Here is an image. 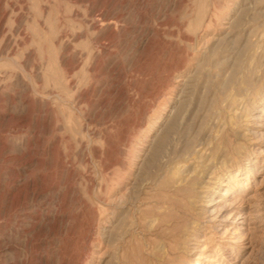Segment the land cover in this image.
<instances>
[{"label": "rangeland", "instance_id": "1", "mask_svg": "<svg viewBox=\"0 0 264 264\" xmlns=\"http://www.w3.org/2000/svg\"><path fill=\"white\" fill-rule=\"evenodd\" d=\"M229 1L0 0V264H264V36L224 65ZM208 138L243 173L206 208L173 170Z\"/></svg>", "mask_w": 264, "mask_h": 264}, {"label": "bare ground", "instance_id": "2", "mask_svg": "<svg viewBox=\"0 0 264 264\" xmlns=\"http://www.w3.org/2000/svg\"><path fill=\"white\" fill-rule=\"evenodd\" d=\"M229 1V0H228ZM229 2H232V6L234 7L235 9V13L233 15H235V18L232 22H229V27L227 28V35L226 37L223 39V44L226 45V48L227 46H229V48L227 50H225V53H226V56H224V62L223 64L224 65H231V64H236L237 60H238V57L241 55H243L246 50L248 51H251V53H248L250 54L251 56L255 55V53L257 52V49L259 48L258 47V43L259 41L261 40V38L264 36V33L263 34H254L252 37H250L249 35H247V31H248V27H249V23L246 21V17H250L251 16V19L250 21L252 23H254V20L256 19H259V18H264V12L261 13L259 10V6L261 2L259 1H255L256 3L255 4H251L250 5V2L249 0H230ZM261 7V6H260ZM232 20V19H231ZM249 21V20H248ZM261 21V20H260ZM258 23V22H256ZM263 23V22H262ZM236 28H240V32L242 34L241 37H239L240 39H238L237 42L235 43H231V40L232 39V30L236 29ZM230 31H229V30ZM109 31V30H108ZM226 31V32H227ZM250 31H251V28H250ZM253 32V31H252ZM236 33V32H235ZM237 34H239L237 32ZM235 37V36H234ZM111 38V36H110ZM103 39V38H102ZM235 39V38H234ZM264 39V38H262ZM219 41V40H218ZM264 41V40H263ZM243 44V45H242ZM264 48V46H261V48ZM222 49V48H221ZM260 50V48H259ZM224 51V50H223ZM247 51V52H248ZM262 52V50H261ZM203 54V53H202ZM256 54H259V53H256ZM249 55V56H250ZM247 56V55H246ZM248 56V58H249ZM243 58V57H242ZM245 58V57H244ZM260 58V57H259ZM198 60V59H197ZM254 60V59H253ZM242 61V60H241ZM251 62V61H250ZM201 62H199L200 64ZM221 63V62H220ZM250 65V64H249ZM252 65V64H251ZM193 67V66H192ZM197 67V66H196ZM195 67V68H196ZM66 68V67H65ZM239 70V69H238ZM223 71V70H222ZM91 72V71H90ZM193 74V73H192ZM263 77H264V72H263ZM261 75V76H262ZM256 76V75H255ZM259 76V77H261ZM190 77V76H189ZM191 80V79H190ZM255 80V79H254ZM180 81V80H179ZM178 81V82H179ZM197 81V80H196ZM189 79L188 80H184L183 84L181 85L182 88H181V92H180V96L181 97H184L186 95V90L189 89ZM238 82V81H237ZM261 82V81H260ZM193 84V83H192ZM191 84V85H192ZM179 88V89H180ZM255 89V88H254ZM190 90V89H189ZM258 93V92H256ZM187 96V95H186ZM235 97V96H234ZM236 98V97H235ZM232 99L230 104L232 105V108H231V111H233V114L236 116L238 115L237 111H238V106L241 105V102H239L237 99ZM182 99V98H181ZM184 99V98H183ZM230 99V98H229ZM180 101V100H179ZM260 102H264V92L261 93L260 97H259V100ZM245 102V101H244ZM255 103V102H254ZM182 102H180L178 105L179 107L181 106ZM245 104V103H244ZM243 104V105H244ZM183 107V106H181ZM178 109V108H177ZM182 109V108H180ZM176 110V109H175ZM174 110V111H175ZM172 111L170 113V116H173L175 114V112ZM255 111V110H254ZM182 112V111H181ZM177 113L179 115H176L175 114V118H172L170 124H169V127L167 128V130L165 132H163L162 134V137L159 139V146L160 147H163L168 141H169V138H170V134L172 132V129H174L175 125H176V120L182 118L180 117V113L177 111ZM177 116V117H176ZM183 116V115H182ZM185 116V115H184ZM233 118V117H232ZM169 119V118H168ZM171 119V118H170ZM169 119V121H170ZM185 119V118H184ZM183 120V119H181ZM169 121L167 123H169ZM260 121V120H258ZM183 122V121H182ZM165 123V124H167ZM181 123V121L179 122ZM181 125V124H180ZM179 126V124H178ZM166 127V126H165ZM180 128V127H179ZM180 130V129H179ZM211 134V133H210ZM240 134H238L239 136ZM242 135V134H241ZM172 137V136H171ZM242 137V136H241ZM244 137V136H243ZM241 141V139H240ZM155 142L154 139L150 142V143H153ZM210 145V139L208 138L204 143H198L196 145V150H194L193 154H192V160H193V163L191 164H187V163H180L178 165H176L174 168L175 170H173L174 172V176H175V185H174V188L175 186L176 187H182V186H185V185H191L193 186L196 181L198 180H201L203 179V177H207L205 179H207L206 182H204L203 180L200 181V184L198 185V189L199 191H202V192H199V195H202V197H198V198H201V199H207V203L204 207L208 208V207H213L215 206L217 203H219V201H217L216 199H214V196H217V198H222V197H226L228 195V192L229 191H233L234 189V185L236 183H238V178L242 176V171L240 168L237 169L236 173L234 174V171L231 172V170H223L222 168L225 167L226 163H227V158L226 156L223 154H218V156H216V158H212L210 157L209 153L207 152V148L209 147ZM237 150V149H235ZM151 152V151H150ZM154 154V153H153ZM165 155V154H164ZM236 155V154H235ZM159 156V155H158ZM151 158V157H150ZM162 158V156L160 157ZM29 160V159H28ZM163 160V159H161ZM160 160V161H161ZM175 160V159H174ZM143 162V160H141ZM164 161V160H163ZM162 162V161H161ZM229 163V162H228ZM144 164V162H143ZM157 164V163H156ZM147 165V163H146ZM142 166V165H141ZM144 166V165H143ZM159 166V165H158ZM228 166V165H227ZM230 166V165H229ZM234 168V167H233ZM141 169V168H140ZM227 169V168H226ZM230 169V168H229ZM143 170V169H142ZM72 172V171H71ZM173 172H172V175H173ZM137 173V172H136ZM138 174V173H137ZM170 174V173H169ZM70 175V173H69ZM244 175V174H243ZM139 176V174H138ZM144 178V177H143ZM141 179V178H140ZM246 179V182H248L249 180L247 178ZM139 181V179L137 178L136 180H134V183L133 185H135V189H136V185H137V182ZM199 182V181H198ZM204 182V183H203ZM35 184V186H37V184L32 180L31 182L30 181H26L24 182L23 184H21L20 182L17 183L18 187L16 188V190L18 191V193L20 192L21 194H24V196L27 195V186L29 184ZM202 186H206V187H201ZM243 185V184H242ZM30 186V185H29ZM39 186V185H38ZM16 187V186H15ZM247 187V185L244 186L243 189H245ZM36 188V187H35ZM132 188V187H131ZM241 188V186H240ZM34 189V188H33ZM31 190V194H29L28 192V196L31 198V199H36L38 197L41 196V192L39 191H35V190ZM40 189V188H38ZM134 189V190H135ZM221 189H225L223 193H219ZM242 189V188H241ZM30 190V189H29ZM196 190V189H195ZM131 191V190H130ZM151 191V190H150ZM231 193V192H230ZM44 194V193H43ZM124 194V193H123ZM23 196V195H22ZM44 196V195H43ZM192 196V195H191ZM117 197V196H116ZM124 197V196H123ZM29 199V198H28ZM194 199V198H193ZM16 200V199H15ZM32 200V201H33ZM37 200V199H36ZM114 200V199H113ZM190 200V199H189ZM199 200V199H198ZM30 201V200H29ZM201 201V200H200ZM200 201L198 203H200ZM115 202V201H114ZM119 202V201H118ZM203 202V201H202ZM13 203V202H12ZM113 203V202H112ZM197 205V204H195ZM198 206V205H197ZM203 207V206H202ZM228 208V207H227ZM198 209V208H196ZM201 209V208H200ZM29 210V209H28ZM227 210V209H226ZM229 210V209H228ZM195 211V210H194ZM198 212V210H197ZM202 216H204L206 213H209L207 210H202ZM195 213V212H194ZM220 213V212H219ZM217 213V215L219 214ZM197 215V213H195ZM204 214V215H203ZM201 216V217H202ZM206 216V215H205ZM222 216V215H221ZM234 216V215H233ZM122 217V216H121ZM216 217V216H215ZM197 218V217H196ZM206 218V217H205ZM54 219V218H53ZM203 219V218H202ZM214 219V218H212ZM245 219L246 217H244L241 213L237 216V218H235V221L233 222L234 224H238L240 223L239 225H243L245 223ZM208 221H211V220H208ZM197 223H199L197 221ZM46 224V223H45ZM30 225V224H29ZM36 224L33 223V229H32V225L30 226L31 229H30V234L34 233V231L36 232L35 226ZM24 226V225H23ZM41 226V225H40ZM41 229V228H40ZM37 231H39L37 229ZM28 232V230L26 231ZM44 232V231H43ZM199 233V229L197 228V224L195 222L191 223L190 225H188V227L186 228L184 234L182 235L181 237V240L180 243L178 244V246L180 247L179 249H182L184 252H188L187 248H190L188 247V243L190 241H195L197 239V235ZM48 234V233H47ZM33 236V234H32ZM35 236V235H34ZM33 236V237H34ZM199 241V239H198ZM193 247V246H192ZM194 249V248H193ZM179 251V250H178ZM191 253V252H190ZM168 255V254H167ZM215 257V256H214ZM208 262H213L212 259L210 260H206Z\"/></svg>", "mask_w": 264, "mask_h": 264}]
</instances>
